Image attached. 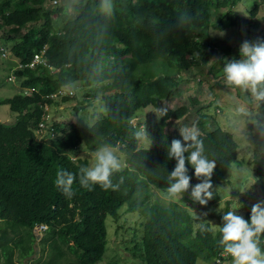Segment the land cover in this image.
I'll list each match as a JSON object with an SVG mask.
<instances>
[{
	"label": "trees",
	"instance_id": "16d2710c",
	"mask_svg": "<svg viewBox=\"0 0 264 264\" xmlns=\"http://www.w3.org/2000/svg\"><path fill=\"white\" fill-rule=\"evenodd\" d=\"M236 2L110 0L111 10L106 11L104 0H77L70 3V15L67 6H57L58 0H53L51 10L48 0H0V30L9 31L8 37L0 38V56L8 52L20 63L15 74L25 88V93L0 98V105H7L15 118L12 126L0 121V263L15 264V254L19 262L34 261L40 247L47 258L39 257L36 264H96L108 243L105 220L108 215L117 220L124 205L128 212L141 211L144 216L140 257L145 264H196L199 256L220 264L230 257L221 256L220 233H214L209 222L195 227L193 214L176 202L161 205L150 189H169L168 176L176 161L167 151L174 139L182 137L180 131L171 133L166 127L190 110L186 104L166 110L161 102L177 94L190 68L209 63L219 53L222 56L210 70L241 58L239 52L230 55L228 42L209 35L210 30L244 27L252 21L259 2L250 11V21L231 7ZM36 53L42 54V63L33 64ZM76 81L86 88L95 84L92 94L105 106V118L70 129L46 120L47 106L63 107L75 99L61 92ZM98 84L106 92H96ZM77 104L75 110L85 109ZM151 106L166 114L144 129L154 146L139 149L135 132L140 126L130 120ZM199 112L194 126L204 141L205 155L216 163L213 196L202 205L208 209L220 201L216 186L225 181L233 164L241 163L232 133L219 126L205 130L207 116ZM36 131H41L40 138ZM257 142L261 145L258 138ZM104 144L121 145L127 157L128 164L111 176L114 187L84 188L77 179L71 194H65L55 186L58 171L78 174L89 166L87 159L75 160L69 151L79 146L91 151ZM186 167L190 187L176 195L185 203L199 204L191 199V186L203 178L196 177L187 162ZM258 172L264 176L261 167ZM250 213L251 209L244 213L246 221ZM208 217L222 224V217L213 213ZM37 225L46 226L39 240ZM260 247L264 249V234Z\"/></svg>",
	"mask_w": 264,
	"mask_h": 264
},
{
	"label": "rangeland",
	"instance_id": "374dc122",
	"mask_svg": "<svg viewBox=\"0 0 264 264\" xmlns=\"http://www.w3.org/2000/svg\"><path fill=\"white\" fill-rule=\"evenodd\" d=\"M77 0H58L57 6L64 5L68 7L67 12L72 15L73 10L70 7L71 2ZM259 2L256 16L251 19L250 11L254 4ZM48 10L53 6V0H48L46 5ZM234 11L250 21L244 27L228 28L225 31L210 30L209 35L216 41H225L231 46L230 55L239 52L241 44L247 40L250 42L257 41L258 38L264 39V0H237L231 5ZM227 8H222L224 11ZM22 33V32H21ZM8 28L0 30V38L8 37ZM222 53L213 56V60L206 64H198L183 74L177 94L173 98L163 100L161 107L163 109L177 108L183 104L189 107V112L185 118H181L175 123L169 124L166 129L171 132H179L184 127H195L197 112L206 114L205 130H210L217 126L232 133L238 143L237 160L240 166L233 164L222 184L216 186L220 195V201L210 205L208 209L199 204H189L183 202L178 195H172L168 190L160 188H151L153 200L158 201L163 206H171L178 203L181 207L195 216V227L201 222H209L214 233L219 231L221 226L218 218L208 217L210 213L222 217L227 211H235V214L242 216L247 209H251L255 203L264 201V176L262 177L258 168L264 169V107L246 95L239 88L227 84L223 77L221 66L210 70L211 64L217 60ZM231 57V56H230ZM19 63L7 54L0 56V98L10 97L15 93H25L20 81L22 78L15 74ZM95 84L86 88L84 83L76 81L75 83L64 87V91H72L69 99L64 106L50 105L46 107V120L66 125L68 129L77 123L83 126H91L95 121L105 118V106L100 98H95L92 94ZM106 89L102 84L96 85V92L104 93ZM192 99H197V103H192ZM78 102L79 106L84 105L82 110H75L73 106ZM161 107H148L140 110L137 117L132 119L131 123H140L147 127L149 121L157 122L160 118ZM239 107H245L248 111L247 116L237 114ZM79 118V122H78ZM0 121L7 126L15 123L13 114L9 111L7 105H0ZM196 128V127H195ZM197 129V128H196ZM140 130V129H139ZM198 130V129H197ZM45 131V130H44ZM199 132V130H198ZM41 131H36L37 137L42 135ZM257 138L261 145L257 142ZM155 142L147 136L143 140H138L139 149H150ZM120 160L121 168L128 164L127 157L121 145L114 147ZM96 150V149H95ZM95 150L87 151L84 146H79L71 150L73 159L83 158L89 161V166L93 163V153ZM126 205L119 210L120 216L115 220L108 215L105 224L107 227L108 243L102 260L96 264H145L140 257V241L144 226V216L141 211L128 212L125 210ZM208 210V213H207ZM207 213V214H206ZM38 240L41 238L46 226L35 227ZM34 229V231H35ZM15 264H36L39 257L47 258V251L42 253L40 247H37L35 260L16 259ZM42 260H40L41 262ZM2 264V263H0ZM41 264V263H40ZM196 264H210L203 257L197 258ZM220 264H232L231 256L222 260Z\"/></svg>",
	"mask_w": 264,
	"mask_h": 264
},
{
	"label": "clouds",
	"instance_id": "9594fccd",
	"mask_svg": "<svg viewBox=\"0 0 264 264\" xmlns=\"http://www.w3.org/2000/svg\"><path fill=\"white\" fill-rule=\"evenodd\" d=\"M103 7L110 11V0H104ZM239 54L241 57L239 60L227 61L224 64L222 69L224 80L246 95H250L259 105L264 104V39L258 38L255 42L245 40L239 48ZM39 63H42V60L35 62L33 58V64ZM61 93L67 92L63 90ZM68 93L73 94L72 91ZM158 111L166 114L165 110ZM237 114L247 116L248 111L245 107H239ZM131 124L136 128L140 126L135 136L143 140L146 136L144 126L140 123ZM180 136L182 139H174L167 151L168 156L176 161L174 169L168 176L170 181L168 191L176 195L189 189L191 177L188 174L189 168L186 167L187 162L194 169V175L203 178L200 183L191 186V199L205 205L213 196L210 191L211 176L216 163L205 155L204 141L199 137L195 127L181 128ZM92 159L93 163L81 167L78 174L63 169L58 171L55 186L65 194H71V186L77 179L84 188L91 189L93 185H100L104 189L114 187L111 176L121 167L116 149L108 144L101 145L93 153ZM40 226L43 225L36 227ZM201 227L203 230V226ZM219 233L223 253L227 254L225 257L231 256L232 264H264V249L260 247V236L264 234V201L252 206L250 219L247 221L235 214V211L224 213Z\"/></svg>",
	"mask_w": 264,
	"mask_h": 264
},
{
	"label": "built area",
	"instance_id": "2783aa9c",
	"mask_svg": "<svg viewBox=\"0 0 264 264\" xmlns=\"http://www.w3.org/2000/svg\"><path fill=\"white\" fill-rule=\"evenodd\" d=\"M41 60H42V55L41 54L37 53V54L34 55V61L35 62H40ZM41 126H43V124H41ZM226 255H227L226 253L221 254V256H226ZM216 261L220 262V259L218 258V259H216Z\"/></svg>",
	"mask_w": 264,
	"mask_h": 264
},
{
	"label": "water",
	"instance_id": "95a60500",
	"mask_svg": "<svg viewBox=\"0 0 264 264\" xmlns=\"http://www.w3.org/2000/svg\"><path fill=\"white\" fill-rule=\"evenodd\" d=\"M34 232H35V234L37 235V238H39V235L37 234V231H36V229H35V231H34Z\"/></svg>",
	"mask_w": 264,
	"mask_h": 264
}]
</instances>
